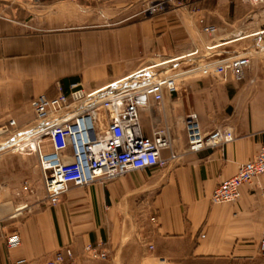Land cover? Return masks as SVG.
<instances>
[{
	"label": "crops",
	"instance_id": "obj_1",
	"mask_svg": "<svg viewBox=\"0 0 264 264\" xmlns=\"http://www.w3.org/2000/svg\"><path fill=\"white\" fill-rule=\"evenodd\" d=\"M146 1L0 0V126L13 118L17 132L29 128L32 101L56 95L58 82L65 90L75 82L96 90L158 64L252 54L239 81L203 75L191 83L200 97L191 112L203 130L230 128L234 140L189 152L186 135L182 145L174 137L178 119L190 113L180 87L161 103L150 100L140 111L144 133L169 127L180 158L166 169L71 185L59 204L32 213L8 197L0 203V264L38 262L67 245L77 264H264V174L242 187L237 202L212 201L217 185L264 145V2L166 0V10L149 14ZM200 19L218 32L205 33ZM14 227L22 242L9 249ZM88 244H101L107 259L92 258Z\"/></svg>",
	"mask_w": 264,
	"mask_h": 264
},
{
	"label": "built area",
	"instance_id": "obj_2",
	"mask_svg": "<svg viewBox=\"0 0 264 264\" xmlns=\"http://www.w3.org/2000/svg\"><path fill=\"white\" fill-rule=\"evenodd\" d=\"M79 1L98 3L104 0ZM251 2L258 4L264 0ZM166 8V0H149L144 5V11L149 14H158ZM200 24L209 35L219 30L204 19H200ZM251 59L252 54H229L203 64L195 62L187 72L198 70L229 84L244 78ZM164 65L158 64V67ZM171 70H176V67L154 72L145 68L111 87L96 90H87L81 82L72 83L65 90L58 82L56 95L41 94L34 98L32 107L37 124L25 134L29 133V138L34 139L37 145L34 149L38 155L48 205L59 204L71 185L89 186L99 179L110 181L137 170L166 169L180 158L173 148L169 127H154L152 135L148 136L144 133L140 113L150 100L161 103L166 94L179 92L181 73H166ZM16 128V120L11 118L0 127V135L17 132ZM184 129L189 152L222 148L235 138L230 128L216 127L205 132L195 112L185 115ZM263 174L264 145L254 159L241 162L235 175L217 185L212 193V201L220 204L237 202L242 195V187L254 184ZM32 192L33 188L26 182L16 194ZM262 195L264 198V187ZM22 206L23 209L28 207L26 204ZM152 220L156 221V217L153 216ZM21 242L17 229L5 238L9 249L20 246ZM150 247L153 248L152 245ZM260 249L264 255V239ZM85 251L92 258L104 260L108 257L107 250L101 248V244H88ZM22 262L25 261H19ZM45 264H77V256L73 248L67 245L47 259Z\"/></svg>",
	"mask_w": 264,
	"mask_h": 264
},
{
	"label": "rangeland",
	"instance_id": "obj_3",
	"mask_svg": "<svg viewBox=\"0 0 264 264\" xmlns=\"http://www.w3.org/2000/svg\"><path fill=\"white\" fill-rule=\"evenodd\" d=\"M179 65L180 64L176 66L177 67L176 70L167 71L166 73H171L175 71L181 73L178 80L180 92L183 94V100L185 102L187 111L191 112L194 111L195 106L198 103V100H200V97H198V92H196L194 88L191 87V83L192 81L197 79V77L203 76L205 74H203L198 70L187 72V70L190 69V67H193V65H188V64L182 66ZM172 66L173 63H170L169 65H164L158 68L168 69L169 67ZM195 82H199V81H195ZM32 121L33 122L31 126L25 129L24 131H22L23 134L21 135H24L27 130H29L32 126L37 124L35 115L33 116ZM176 127L177 129H180V134H176L174 135V137H176L178 143L182 145L184 143V136H185L184 116L178 119V123H176ZM21 135L13 131L2 133V135H0V143L11 140L6 144L0 145V150L3 149L0 151V203L7 201L8 197L10 200L18 199L21 200L22 203H20L15 208H18L26 204L28 205V207L23 209V211L32 213L36 210V208L39 209V207H44V206L50 207L51 205H48L46 202V190L43 181V175L39 166L38 155L34 149L35 147L30 143L31 138L22 141V145L20 146L19 145L13 146L15 142L25 137V135L24 136ZM26 182H28L31 185V187L33 188V192L29 194L17 195L16 192ZM32 206L35 207L32 209ZM15 208H13V212H14L13 214H17L19 212V211L15 212L14 211ZM23 216L24 215H19V217L7 221L6 224L19 220L18 218L21 219ZM16 229L18 230V227H14L12 231ZM47 259H49V257L42 259L38 262H27L26 264H45ZM17 264H25V263L18 262Z\"/></svg>",
	"mask_w": 264,
	"mask_h": 264
},
{
	"label": "bare ground",
	"instance_id": "obj_4",
	"mask_svg": "<svg viewBox=\"0 0 264 264\" xmlns=\"http://www.w3.org/2000/svg\"><path fill=\"white\" fill-rule=\"evenodd\" d=\"M29 137H30V135L28 134V135L25 136L24 138H22V139H20L19 141L15 142V143L13 144V146H17V145L20 146V145H22V141L26 140V138H29ZM30 143H31L34 147H37V145H36L34 139H31V140H30ZM23 208H24V206H21L19 209H23Z\"/></svg>",
	"mask_w": 264,
	"mask_h": 264
}]
</instances>
